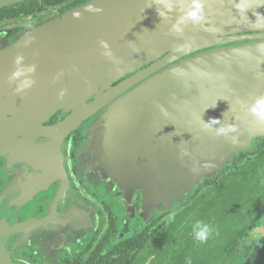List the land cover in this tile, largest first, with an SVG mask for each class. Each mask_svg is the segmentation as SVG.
Returning a JSON list of instances; mask_svg holds the SVG:
<instances>
[{"label": "water", "instance_id": "95a60500", "mask_svg": "<svg viewBox=\"0 0 264 264\" xmlns=\"http://www.w3.org/2000/svg\"><path fill=\"white\" fill-rule=\"evenodd\" d=\"M18 1L0 0V6ZM90 2L0 51V130L5 131L0 152L19 150L16 135L24 134L29 142L55 109L76 110L83 104L81 117L102 110L94 121L100 131L87 150L96 148L91 159L107 166L104 174L114 173L125 188L141 189L147 221L154 209L183 200L227 168L239 150H250L256 138H264V127L245 110L264 94V0H205L206 21L189 23L182 36L170 32L185 6L181 0L166 17L157 14L166 0H95L103 9L99 14L84 11ZM240 32L253 33L232 36ZM27 36L33 40L25 47ZM245 38L247 43L227 44ZM101 40L122 63L114 65L101 54ZM17 54L37 65L35 84L24 94L8 82ZM61 89L66 93L58 99ZM210 118L239 124V142L206 131L203 121ZM183 148L189 156H180ZM6 263L0 250V264Z\"/></svg>", "mask_w": 264, "mask_h": 264}, {"label": "flooded vegetation", "instance_id": "af4514ba", "mask_svg": "<svg viewBox=\"0 0 264 264\" xmlns=\"http://www.w3.org/2000/svg\"><path fill=\"white\" fill-rule=\"evenodd\" d=\"M23 1L26 0L0 8ZM88 1L65 0L55 5L43 4L28 13L1 16L0 51L27 31ZM247 42L245 38L227 44ZM90 101L87 99L85 104ZM82 108L83 104H79L76 110H53L29 142L24 134L16 135L19 150L0 152V250L6 264H154V246L160 230L212 183L206 179L202 188L190 190L183 200L168 208L154 209L145 221L141 189L125 188L119 177L115 178L114 168H109L113 177L106 175L107 166L91 159L96 148L93 144L95 149L87 150L91 145L88 142L100 131L94 121L103 112L81 117ZM63 124L68 126L62 127ZM4 134L1 128V145ZM263 225L264 216L250 227L258 244L264 242ZM180 228L182 223H178V231ZM164 240L167 242L168 238Z\"/></svg>", "mask_w": 264, "mask_h": 264}, {"label": "trees", "instance_id": "16d2710c", "mask_svg": "<svg viewBox=\"0 0 264 264\" xmlns=\"http://www.w3.org/2000/svg\"><path fill=\"white\" fill-rule=\"evenodd\" d=\"M63 1L26 0L0 8V17ZM257 144L254 155L208 179L212 183L160 230L154 264H188L189 260L191 264H264V242L256 243L250 233V227L264 216V139H258ZM195 219L214 229L206 243L193 239L191 226ZM178 223H182L179 231Z\"/></svg>", "mask_w": 264, "mask_h": 264}, {"label": "clouds", "instance_id": "9594fccd", "mask_svg": "<svg viewBox=\"0 0 264 264\" xmlns=\"http://www.w3.org/2000/svg\"><path fill=\"white\" fill-rule=\"evenodd\" d=\"M185 5L179 9V14L176 20L170 27V32L182 36L184 27L189 23L193 25H201L206 21L205 0H181ZM178 6L176 0H166V5L157 11V14L166 17L168 13L177 11ZM84 11L89 13L99 14L103 11L98 7L95 0L85 6ZM81 13L79 11L73 12L74 18H79ZM33 37L27 36L23 42L27 47L31 44ZM99 46L102 49V55L114 65H119L122 61L114 55L111 51L110 45L107 41L101 40ZM129 46L134 53L139 54L140 49L137 48L131 41ZM37 65L35 63H25V57L22 54H17L13 58V70L8 76L10 86H14V92L17 94H24L35 84L34 74ZM119 70V68H117ZM63 73H58L54 79H59ZM66 89H61L58 93V99H63ZM211 107H215V104ZM246 112L252 118L257 126L264 127V94L256 96L250 103L246 105ZM202 120V119H201ZM203 121V120H202ZM206 131H213L215 136L224 137L228 142L236 144L239 142L240 126L239 124L229 123L222 124L218 118H210L208 122H204ZM187 148L181 149L180 156H189ZM194 241L203 244L206 243L209 237L213 234L214 229L208 223L202 220L195 219L191 226ZM188 264H191L190 260Z\"/></svg>", "mask_w": 264, "mask_h": 264}, {"label": "rangeland", "instance_id": "374dc122", "mask_svg": "<svg viewBox=\"0 0 264 264\" xmlns=\"http://www.w3.org/2000/svg\"><path fill=\"white\" fill-rule=\"evenodd\" d=\"M30 31V30H29ZM28 32V31H27ZM25 34V33H24ZM258 144L254 143L253 145V149L251 150H239L236 154V158L234 159V161L225 169H223L221 171V173H225L227 172L229 169H231L232 165H236V164H241L242 162H244L247 158L251 157L252 155H254V153H256ZM218 175V174H217ZM215 177V176H214ZM213 178V177H211ZM210 178V179H211ZM206 181V180H205ZM205 184V183H204ZM204 185L200 186L199 188H202ZM264 226V225H263Z\"/></svg>", "mask_w": 264, "mask_h": 264}, {"label": "crops", "instance_id": "0c3cea01", "mask_svg": "<svg viewBox=\"0 0 264 264\" xmlns=\"http://www.w3.org/2000/svg\"><path fill=\"white\" fill-rule=\"evenodd\" d=\"M236 156V155H235Z\"/></svg>", "mask_w": 264, "mask_h": 264}]
</instances>
